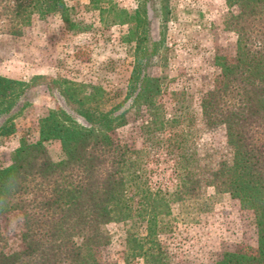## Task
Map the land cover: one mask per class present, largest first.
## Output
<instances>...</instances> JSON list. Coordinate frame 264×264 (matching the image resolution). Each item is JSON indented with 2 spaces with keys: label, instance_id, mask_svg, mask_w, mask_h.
Masks as SVG:
<instances>
[{
  "label": "trees",
  "instance_id": "trees-1",
  "mask_svg": "<svg viewBox=\"0 0 264 264\" xmlns=\"http://www.w3.org/2000/svg\"><path fill=\"white\" fill-rule=\"evenodd\" d=\"M225 2L230 9L225 25L237 37L235 50L215 57L220 72L200 107L207 125L224 129L233 158L208 171L204 183L254 214L257 250L226 252L214 264H264V0ZM89 3L107 12L112 24L128 25L135 55L125 102L133 110L150 111L148 131L164 130L155 99L163 84L150 72L156 48L148 46L146 11L129 12L111 0ZM55 15L68 31L83 30L65 0H0V39L22 36L35 20ZM41 85L55 90L66 108L41 117L38 140L22 139L0 168V264H102V252L112 242L111 225L123 227L127 259L168 264L158 237L171 231L172 203L192 198L202 183L196 154L177 138L170 140L177 188L170 194L156 189L146 167L149 147L136 150L115 138L127 122L125 102L109 107L100 86L44 76L23 81L0 75V139L16 132L15 119L27 103L15 110ZM53 145L59 155L50 150ZM10 214L21 223L13 251L3 227Z\"/></svg>",
  "mask_w": 264,
  "mask_h": 264
},
{
  "label": "rangeland",
  "instance_id": "rangeland-1",
  "mask_svg": "<svg viewBox=\"0 0 264 264\" xmlns=\"http://www.w3.org/2000/svg\"><path fill=\"white\" fill-rule=\"evenodd\" d=\"M65 1L83 30L68 31L55 15L35 20L22 36H1L0 75L97 85L105 90L109 107L124 103L135 55V41L126 36L128 25L112 24L111 16L93 9L89 0ZM111 1L129 12L146 11L148 46L156 48L150 72L163 84L162 94L155 98L156 111L158 120L166 123L164 130L148 131L150 111L133 110L125 102L127 122L115 132L116 140L136 150L149 147L146 167L156 189L170 194L177 188L170 140L182 141L188 152L196 154V173L202 179L195 196L172 203L171 231L158 237L168 264H214L226 252H255L254 214L229 194L217 193L204 183L208 171L233 158L224 129L207 125L200 107L220 72L215 57L232 55L235 50L237 37L225 25L230 13L225 0ZM26 103L15 119L16 132L0 139V168L8 165L22 139L38 140L41 117L57 107L66 108L60 95L45 85L29 91L15 111ZM173 119L178 123L170 124ZM50 150L59 155L57 145ZM20 224L16 214L4 220L9 251L19 245ZM110 232L112 242L102 252V264H143L141 259H127L121 225H111Z\"/></svg>",
  "mask_w": 264,
  "mask_h": 264
}]
</instances>
